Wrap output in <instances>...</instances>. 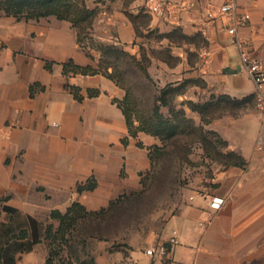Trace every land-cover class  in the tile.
I'll return each mask as SVG.
<instances>
[{"label":"crops","instance_id":"crops-1","mask_svg":"<svg viewBox=\"0 0 264 264\" xmlns=\"http://www.w3.org/2000/svg\"><path fill=\"white\" fill-rule=\"evenodd\" d=\"M167 1L172 7L150 14V27L184 35L186 42L176 44L184 78L255 102L235 39L203 25L206 1ZM238 6L250 15L238 38L264 64V0H238ZM99 7L93 38L134 48L127 12H147L144 0H99ZM123 95L78 43L70 22L0 15V264H47L49 248L42 237L34 240L32 219L41 227L74 203L99 212L140 190L151 153L144 138L129 131L116 102ZM232 125L230 151L244 164L218 174L214 189L193 193L144 243L105 249L95 264H264V162L256 148L261 116L255 107ZM202 195L221 196L225 204L213 211ZM174 231L179 244L172 251L146 254L144 248L158 250Z\"/></svg>","mask_w":264,"mask_h":264},{"label":"rangeland","instance_id":"rangeland-1","mask_svg":"<svg viewBox=\"0 0 264 264\" xmlns=\"http://www.w3.org/2000/svg\"><path fill=\"white\" fill-rule=\"evenodd\" d=\"M82 1L89 7L92 0ZM89 8L99 11V0ZM127 15L137 38L125 52L135 61L122 55L121 46L90 37L93 31H83L82 37L103 73L122 90L123 98L116 100L144 138L152 166L140 190L113 207L95 215L73 207L65 217L41 223L39 235L52 264H91L105 249L144 243L193 193L214 189L215 177L238 162L230 151V127L255 108V102L216 93L201 78L185 79L176 45L186 42L184 35L150 27L145 10Z\"/></svg>","mask_w":264,"mask_h":264},{"label":"built area","instance_id":"built-area-1","mask_svg":"<svg viewBox=\"0 0 264 264\" xmlns=\"http://www.w3.org/2000/svg\"><path fill=\"white\" fill-rule=\"evenodd\" d=\"M205 1L206 6L203 13V25L205 27H218L235 39L241 64L255 84V107L261 116V129L256 142V148L262 153V160L264 162V64L252 56L246 41L238 38V30L247 26L250 21V15L240 12L238 0ZM144 5L147 12L153 16L162 15L166 8L172 7L167 0H144ZM201 55L207 60V51H204ZM202 197L204 199L208 198V206L213 211L220 210L225 204V199L221 196L202 195ZM178 244L177 232L174 231L166 244L161 245L158 250L150 248L146 250V254L154 256L158 253L160 256H163L169 250L172 251Z\"/></svg>","mask_w":264,"mask_h":264},{"label":"trees","instance_id":"trees-1","mask_svg":"<svg viewBox=\"0 0 264 264\" xmlns=\"http://www.w3.org/2000/svg\"><path fill=\"white\" fill-rule=\"evenodd\" d=\"M0 3H1L2 9L4 10V14L6 16H9V17H15L18 19H25V20L39 21L41 19L54 16L59 20H64V21L70 22L72 24L73 28L76 30L77 40H78V43H80L81 45L84 44L82 32L85 30H89L91 32L93 31L94 19L98 14V11L95 12L94 10H91L88 6H86L85 2H83V1L81 2V0H0ZM80 6H82L83 8H80ZM132 24H133V22H132ZM133 26L135 28L134 24H133ZM80 29H82V30L80 31ZM175 31H177V30H175ZM135 32L137 35L136 28H135ZM86 34L88 35V33H86ZM90 37H92V33L90 34ZM99 51L101 52L100 49H99ZM120 52L122 53V55H124L128 58H131L135 61L134 56H132L131 54L129 55L124 50H121ZM76 70L79 72H82V73L92 72L91 68H85V69L76 68ZM108 79H110V78H108ZM118 106L122 109V111L126 117L130 133L132 135H136L139 131H136V130L133 131V129L130 125L128 114L119 105V103H118ZM232 155H234V154H232ZM236 156L238 158V162H236L235 164H232L230 166H242L244 164L237 154H236ZM121 199L122 198L112 202L107 209L113 207L117 203V201H119ZM73 207L80 208L85 213L91 214V215H95L97 213H100V212L106 210V209H103L99 212H87L81 205L74 203L67 210V212L65 214L62 215L59 212H53L51 217L54 219L58 218L59 216L65 217L67 214L71 213ZM31 226H32V230L34 233V240L37 242L40 238L39 224L35 220L32 219L31 220ZM47 264H52L51 260H50V249H49V256L47 259ZM91 264H95V258L91 260Z\"/></svg>","mask_w":264,"mask_h":264}]
</instances>
